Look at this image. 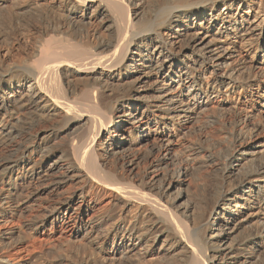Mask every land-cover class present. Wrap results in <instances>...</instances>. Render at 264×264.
Returning a JSON list of instances; mask_svg holds the SVG:
<instances>
[{
    "label": "bare ground",
    "instance_id": "obj_1",
    "mask_svg": "<svg viewBox=\"0 0 264 264\" xmlns=\"http://www.w3.org/2000/svg\"><path fill=\"white\" fill-rule=\"evenodd\" d=\"M54 254L264 264V0H0V264Z\"/></svg>",
    "mask_w": 264,
    "mask_h": 264
},
{
    "label": "rangeland",
    "instance_id": "obj_2",
    "mask_svg": "<svg viewBox=\"0 0 264 264\" xmlns=\"http://www.w3.org/2000/svg\"><path fill=\"white\" fill-rule=\"evenodd\" d=\"M24 36V37H23ZM19 37H21L22 39H25V41L27 40V34L26 33H22L21 35H19ZM26 37V38H25ZM24 40H23V42H25ZM54 255H56L55 256V258H49V257H47L50 261H51V264H62L60 261H59V255L57 256V254H54Z\"/></svg>",
    "mask_w": 264,
    "mask_h": 264
}]
</instances>
